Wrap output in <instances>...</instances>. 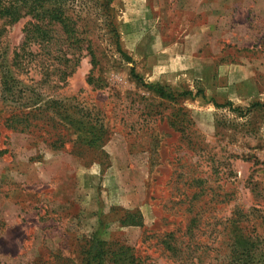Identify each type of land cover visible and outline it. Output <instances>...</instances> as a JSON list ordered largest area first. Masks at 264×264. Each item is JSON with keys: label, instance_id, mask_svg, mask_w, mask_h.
Masks as SVG:
<instances>
[{"label": "rangeland", "instance_id": "1", "mask_svg": "<svg viewBox=\"0 0 264 264\" xmlns=\"http://www.w3.org/2000/svg\"><path fill=\"white\" fill-rule=\"evenodd\" d=\"M101 3L75 1L81 47L55 27L22 67L31 17H0V264H82L94 235L139 264H228L239 234L264 246V0H115L129 56ZM133 66L204 95L158 98Z\"/></svg>", "mask_w": 264, "mask_h": 264}, {"label": "trees", "instance_id": "2", "mask_svg": "<svg viewBox=\"0 0 264 264\" xmlns=\"http://www.w3.org/2000/svg\"><path fill=\"white\" fill-rule=\"evenodd\" d=\"M76 0H0V17L6 19L9 22H17L21 18L30 16L31 21L25 26V36L22 42V46L14 54L15 64L18 66H24L26 63V57L28 53H33L32 47L34 45L47 46L54 39V29L58 27L62 32L64 39L73 47H81V43L84 42L79 27L80 17L74 13V4ZM115 0H102V7L106 11L109 21L106 23L111 29L113 38H116V44L119 52L124 56L127 55L122 49L119 43V33L115 24L114 7L113 2ZM89 54L93 64H96V53L92 49L91 45H88ZM30 53V54H31ZM62 59L70 60L67 54L62 53ZM130 62H133L131 57H128ZM130 74L135 81L146 88L149 92L161 99H166L178 103L180 100L187 96L204 95V91L193 92L190 89L177 92L169 85H163L159 82H147L143 76L138 73L133 66L130 70ZM12 79H7L5 83V91L9 94H14L15 91L10 87ZM227 104L232 105V102ZM258 106L264 104L256 103ZM218 107L221 105H217ZM238 110V109H234ZM182 114L187 115V110L184 108L179 109ZM32 114V111L25 112L26 116ZM68 117L73 120L75 124H81L77 113H69ZM85 131H80L79 134L86 135L91 126L89 123L84 122ZM79 128V126H78ZM184 135L187 134V129L181 131ZM127 219H131L130 224L142 225L140 223L141 217L138 212H130L129 215L123 216L121 221L126 223ZM199 218H194L192 226L197 227ZM190 228V230L193 229ZM228 264H264V246L256 240L246 238L245 235H236L233 244L232 252L230 255ZM111 262L112 264H139L138 257L133 253L131 247L116 243L114 241H106L100 238H96V235L91 239V244L88 250L85 251L82 259V264H106Z\"/></svg>", "mask_w": 264, "mask_h": 264}, {"label": "crops", "instance_id": "3", "mask_svg": "<svg viewBox=\"0 0 264 264\" xmlns=\"http://www.w3.org/2000/svg\"><path fill=\"white\" fill-rule=\"evenodd\" d=\"M162 47H164V46H162ZM231 80V79H230ZM243 80V81H242ZM249 79H247V78H245L244 79V77L243 78H241V79H239V80H231L230 82H232L233 84H234V82L235 83H237V82H239V83H241V82H246V81H248Z\"/></svg>", "mask_w": 264, "mask_h": 264}]
</instances>
